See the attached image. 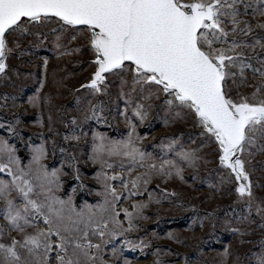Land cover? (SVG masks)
<instances>
[{
	"label": "snow or ice",
	"instance_id": "1",
	"mask_svg": "<svg viewBox=\"0 0 264 264\" xmlns=\"http://www.w3.org/2000/svg\"><path fill=\"white\" fill-rule=\"evenodd\" d=\"M257 17H264V0H0V73L8 67L6 57L24 55L49 35L57 57L79 53L86 46L93 71L80 87L106 94L107 77L114 76L119 81L118 97L125 102V111L119 114L129 125L126 138L119 141L93 130L88 156L100 164L94 177L101 185L102 199L95 205L85 202L79 209L71 194L66 199L56 195L63 183L62 170L49 171L42 163L43 143L31 146V159L23 166L15 148L0 138V157H6L0 160V171L11 177L0 179V199L5 204L2 214L7 222L0 227V237L5 227L20 234L19 238L0 239V264H113L103 257L109 243H113L111 253L116 258L123 256L124 246L144 250L147 242L143 237L134 241L125 233L138 227L135 219L147 218L142 209L154 199L147 187L150 180L173 175L184 179V166L198 167L203 159L198 153L206 143L215 145V159L224 169L212 187L219 191L221 185L234 180L237 196L233 204L243 202L245 210L237 220L252 222L250 214L255 210L259 226L264 227V196H256L250 175V166L264 168V160L253 164L257 154H264V19ZM80 40L83 44H73ZM47 63L45 56V67ZM246 70L255 78L251 85ZM43 83L41 79V86ZM241 86L251 91L241 92ZM2 98L0 106L7 108L9 99L15 106V96L4 93ZM154 98H162L165 111L173 113L171 119L192 117L203 137L198 147H184L172 137L163 147L173 157L165 153L157 157L140 149L137 141L143 137L127 110L143 121ZM39 99L32 95L28 102L36 105ZM76 100L83 120L105 122L103 104L83 103L80 97ZM70 119L78 124L76 116ZM8 123V131L14 132ZM65 139L79 140L80 136L65 134ZM111 157L122 158L121 172L106 170L114 166ZM75 159L71 156L67 163L73 165L79 179ZM137 167L145 170L131 175ZM125 171L127 178L122 174ZM114 181L120 182L119 188ZM142 190L148 192V200L133 201L131 209L119 203ZM13 191L22 200L19 206L10 195ZM41 220L43 226H39ZM30 226L33 230L26 231ZM231 230L243 234L238 227ZM167 235L177 239L171 232ZM117 236H123L120 247L114 244ZM93 237L98 239L94 242ZM260 248L258 253L249 250L253 258L249 264H264V240ZM168 251L157 248L153 264H163L159 254ZM221 255L223 264L229 255L227 247ZM123 260L130 264L128 257ZM233 264H239L238 257Z\"/></svg>",
	"mask_w": 264,
	"mask_h": 264
},
{
	"label": "rangeland",
	"instance_id": "2",
	"mask_svg": "<svg viewBox=\"0 0 264 264\" xmlns=\"http://www.w3.org/2000/svg\"><path fill=\"white\" fill-rule=\"evenodd\" d=\"M41 40L40 45L30 48L24 55L12 53L6 57L8 67L4 73H0V105L4 104L2 98L4 93H8L9 97L15 96L16 100L14 107L11 99L8 100L7 108L0 106V138L7 139L15 148V154L23 166L28 165L31 159V146L43 143L46 152L42 163L49 171L52 168L62 170L60 179L63 183L55 190L56 195L66 199L71 194L72 203L78 209L85 202L95 205L102 197L98 192L101 185L94 177L100 164L94 163L88 156L92 149L93 130L103 133L108 139L119 141L126 138L129 128L124 116L119 114L125 111L124 99L117 94L116 85L119 81L114 76H108L106 94H93L87 88H81L80 85L90 78L93 71L91 55L86 46L82 47L79 53L57 57L53 51L51 35L47 40L42 38ZM75 43L83 44V41L73 42ZM45 56L48 58L46 67L43 64ZM246 74L247 84H253L255 78L250 70H246ZM41 79L44 80L43 86L40 84ZM239 91L247 93L251 88L241 86ZM32 95H38L40 98L38 104L28 102L29 96ZM45 96L48 97L47 102L44 100ZM76 97H80L83 103L90 100L91 103L103 104L101 118L105 122L98 123L96 119L83 120L82 109L78 107ZM152 103L154 106L143 121L135 117L130 108L127 110V115L136 125V132L143 137L137 141L142 151L150 152L157 157L162 153L173 157L174 153L163 147L170 142L168 138L172 137L178 138V142L184 147L199 146L203 137L198 135L200 129L194 125L191 116L171 119L173 113L165 111L166 106L162 104V98H154ZM73 116L78 118L77 125L71 123L70 118ZM165 120L170 122L166 124ZM8 122L14 127V132L8 131ZM65 134L78 135L80 139L66 140ZM214 148V144L206 143L200 149L198 155L203 159L199 161L197 168L184 166V179L175 175L168 179L152 177L147 187L153 191L154 199L142 209L147 218L135 219L134 223L138 227L125 233L134 241L143 237L147 242L144 250L133 251L126 246L123 247V256L128 257L130 264H153L156 259L153 252L157 248L169 250L159 254L163 264H221V254L225 247L228 248L229 255L223 264H233L236 257L239 258V264H249L253 259L249 250L253 253L261 250L260 241L264 240V227L259 226L261 221L255 210L250 214L252 222L241 223L237 220L245 210L243 202L233 204L237 196L234 192L235 181L224 183L219 191L212 187V184L219 180V173L224 171L215 159ZM69 154L76 158L74 166L79 169V179L73 165L67 163L71 158ZM110 159L115 161L114 166L106 170L109 173L121 172L119 162L122 158ZM0 160H6V157H0ZM205 160L210 162L206 164ZM260 160H264V154H257L253 164ZM144 170L137 167L131 175ZM122 174L125 178L129 175L126 171ZM250 175L254 193L258 198L264 196V168L258 165L250 166ZM0 179L10 180L11 177L0 171ZM113 183L120 187L119 181ZM164 189H168V192L163 193ZM10 195L18 206L22 203L15 191ZM140 200H148L147 191L142 190V194L132 196L127 201L121 200L119 203L131 209L132 202ZM4 207V201L0 199V227L7 223L2 214ZM120 219L127 228V221L123 220L122 212ZM236 227L242 229L243 234L231 230ZM32 230V226L26 229ZM169 232L177 239H170L167 235ZM19 235L18 232L5 227L0 239L12 236L19 238ZM96 239L98 237H93L94 242ZM122 239L123 236L115 237L114 244L120 247ZM112 247L113 243L104 246V259L112 260L113 264H124L123 256L120 258L112 256Z\"/></svg>",
	"mask_w": 264,
	"mask_h": 264
},
{
	"label": "bare ground",
	"instance_id": "3",
	"mask_svg": "<svg viewBox=\"0 0 264 264\" xmlns=\"http://www.w3.org/2000/svg\"><path fill=\"white\" fill-rule=\"evenodd\" d=\"M39 226H43V221L42 220L40 221Z\"/></svg>",
	"mask_w": 264,
	"mask_h": 264
}]
</instances>
